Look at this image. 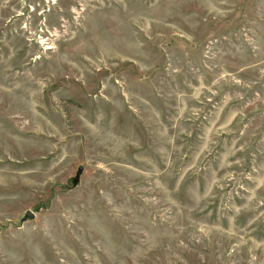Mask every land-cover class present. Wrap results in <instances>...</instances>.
Instances as JSON below:
<instances>
[{
    "label": "rangeland",
    "instance_id": "rangeland-1",
    "mask_svg": "<svg viewBox=\"0 0 264 264\" xmlns=\"http://www.w3.org/2000/svg\"><path fill=\"white\" fill-rule=\"evenodd\" d=\"M0 264H264V0H0Z\"/></svg>",
    "mask_w": 264,
    "mask_h": 264
},
{
    "label": "water",
    "instance_id": "water-1",
    "mask_svg": "<svg viewBox=\"0 0 264 264\" xmlns=\"http://www.w3.org/2000/svg\"><path fill=\"white\" fill-rule=\"evenodd\" d=\"M82 170H83L82 167H79V168H78V171H77V173H76V178H78V177L80 176ZM32 216H33L32 213H28V214L26 215V218H27V217L32 218Z\"/></svg>",
    "mask_w": 264,
    "mask_h": 264
}]
</instances>
